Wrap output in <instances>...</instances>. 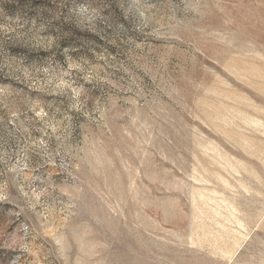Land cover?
I'll return each mask as SVG.
<instances>
[{
    "label": "rangeland",
    "instance_id": "1",
    "mask_svg": "<svg viewBox=\"0 0 264 264\" xmlns=\"http://www.w3.org/2000/svg\"><path fill=\"white\" fill-rule=\"evenodd\" d=\"M0 264H264V0H0Z\"/></svg>",
    "mask_w": 264,
    "mask_h": 264
}]
</instances>
